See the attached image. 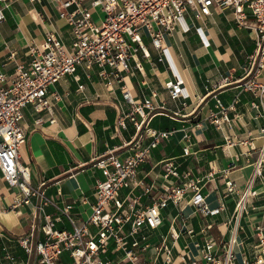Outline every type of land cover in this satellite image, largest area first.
Instances as JSON below:
<instances>
[{
    "label": "crops",
    "instance_id": "0c3cea01",
    "mask_svg": "<svg viewBox=\"0 0 264 264\" xmlns=\"http://www.w3.org/2000/svg\"><path fill=\"white\" fill-rule=\"evenodd\" d=\"M61 1L15 0L3 10L0 71L7 77L13 74L16 63L30 60L29 45L39 43L47 31H54L65 44L71 43L70 27L58 15ZM246 12L250 14L247 8ZM185 25L188 30L183 29ZM143 40L153 64L143 60V72L133 70L122 75L135 99L152 100L155 108L149 125L167 131L168 135L151 150L149 160L140 165L138 177L147 184L173 183L174 178L164 180L160 162L171 157L178 171L187 173L184 180H199L209 208L224 204L217 213L203 214L188 202L192 192L187 190L179 205L169 203L161 209L163 221L152 232L150 241L157 244L165 237L175 263L181 253L199 259L206 239L203 232L207 228L208 237L217 241L227 242L231 236L235 237L236 243L232 245L235 263L252 260L259 236H264V152L260 151L264 145V108L241 83L247 56L255 48L256 32L238 25L230 7L214 4L210 15L202 18L192 11L185 13L183 22L164 38L167 55L163 61L158 60L159 53L149 37L144 34ZM137 56L142 59L141 53ZM97 70V66L89 70L78 66L75 73L78 80L75 75L66 74L49 87V93L55 91L60 95L54 106L55 123L50 124L46 119L36 125V117L46 112H36L30 103L23 107L20 121L26 137L19 158L28 164L33 186L44 182L42 188L50 202L43 206V211L56 215L69 205L68 214L76 223L86 220L95 201V181L102 177L95 159L108 149H115L123 158L130 151L123 144L135 131L127 121L126 129L113 132L117 108L128 111L130 105L122 97L120 82L107 86ZM175 73L181 77L187 96L173 99L164 83L174 78ZM224 77L228 80L219 85ZM257 79L264 82V69ZM81 83L83 90H79ZM154 91L156 95L152 96ZM214 95L224 106L236 99L234 107L227 110L229 121L223 122L220 128L209 118L212 111H217ZM251 101H256L255 107H251ZM185 133L190 136L185 138ZM185 144L189 145L188 154L183 153ZM259 160L260 174H257ZM208 173L212 174L207 176ZM228 180L234 184V191L225 194ZM128 191L122 188L120 195ZM17 192L0 171V264H40L39 256L26 253L18 237L34 227L35 238L42 239L43 220L41 216H34L31 204L10 209ZM142 192L143 187L138 186L132 195L141 196L140 204L151 203L152 195ZM31 201L36 203L37 198L32 197ZM178 208L182 209L184 224L192 228V233L180 231L182 222L172 220ZM164 209H167L165 213ZM55 226L73 228L65 215ZM172 229L179 232L175 240ZM143 259L152 262L154 255L146 252ZM70 260L74 264L69 253L63 252L57 264H68Z\"/></svg>",
    "mask_w": 264,
    "mask_h": 264
},
{
    "label": "built area",
    "instance_id": "2783aa9c",
    "mask_svg": "<svg viewBox=\"0 0 264 264\" xmlns=\"http://www.w3.org/2000/svg\"><path fill=\"white\" fill-rule=\"evenodd\" d=\"M13 1L0 0V20L5 17L3 10ZM214 4L230 7L238 25L253 28L256 32L255 48L247 56L241 86L251 91L264 108V82L257 79L264 69V0H63L58 5V15L70 27L71 43L67 45L54 31H47L39 43L29 45L31 58L28 62L16 63L10 77L0 71V171L9 186L18 189L10 209L18 210L22 205L31 204L34 216H41L43 220L40 224L42 239L35 238L34 227L18 237L26 253L39 256L40 264H57L63 252L69 253L74 264H152L158 260L160 264H264V236H259L254 258L243 259L240 263L234 262L232 245L236 243L235 237L231 236L227 242L217 241L208 237L207 228L203 232L206 239L199 259L181 253L175 263L165 237L157 244L150 241L152 232L163 221L161 209L169 203L179 205L187 190L192 192L188 202L203 214L217 213L224 204L209 208L199 180H184L187 173H180L171 157L160 162L164 180L174 178L173 183L147 184L138 177L140 165L149 160L151 150L168 132L149 125L151 111L155 108L152 100L135 99L122 72H143V60L153 64L143 40L144 34L158 51V60L163 61L167 55L164 38L183 22L185 13L192 11L196 17L202 18L210 15ZM183 29L188 30L187 25ZM138 53L142 59L138 58ZM78 66L87 70L97 66V73L107 86L120 82L122 97L130 109L117 108L113 132L126 129L127 121L135 129L132 137L123 144L130 149L123 158L116 154L115 149H108L95 159L94 164L101 169L102 177L95 181V201L91 212L80 223L69 216V205L56 215L43 211V206L50 202L42 188L44 182L33 186L30 168L19 158V150L26 137L20 124L23 107L30 103L36 112H46V115L36 117V125H41L46 119L50 124L55 123L54 106L60 95L55 91L49 93V87L66 74L75 75ZM75 78L78 80L77 75ZM227 80L228 77H224L219 85ZM164 87L173 99L187 96L182 79L176 73L174 78L164 83ZM83 89L84 85L79 84V90ZM155 95L154 91L152 96ZM214 98L217 111H212L209 118L220 128L223 122L229 121L227 110L234 107L236 99L229 106H224L216 95ZM250 105L255 107L256 101H251ZM189 136L184 134L185 138ZM260 151L264 152V145ZM189 152V145L185 144L183 153ZM259 165L260 160L255 169L257 174H260ZM138 186L143 187L142 194L152 195L151 203L140 204L141 196L132 195ZM122 188L129 189L124 196L120 195ZM233 191L234 184L228 180L225 194ZM32 197L37 198L36 203H32ZM62 215L72 223L71 230L56 228V222ZM184 218L182 209L178 208L172 220L182 222L180 231L192 233V228L184 224ZM91 226L94 230L90 229ZM170 232L174 240L178 238V231L172 229ZM146 252L154 255L152 262L143 259Z\"/></svg>",
    "mask_w": 264,
    "mask_h": 264
},
{
    "label": "rangeland",
    "instance_id": "374dc122",
    "mask_svg": "<svg viewBox=\"0 0 264 264\" xmlns=\"http://www.w3.org/2000/svg\"><path fill=\"white\" fill-rule=\"evenodd\" d=\"M94 18L96 19V17H94ZM166 210H167V209H166ZM166 210L164 209L163 212L165 213ZM166 222H168V221L166 220ZM66 253H67V252H66ZM68 264H72V260H70V261L68 262Z\"/></svg>",
    "mask_w": 264,
    "mask_h": 264
}]
</instances>
